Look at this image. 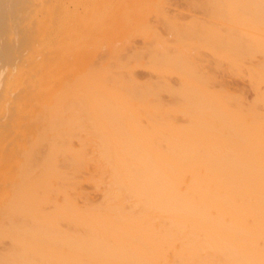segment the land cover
Segmentation results:
<instances>
[{
    "label": "bare ground",
    "instance_id": "bare-ground-1",
    "mask_svg": "<svg viewBox=\"0 0 264 264\" xmlns=\"http://www.w3.org/2000/svg\"><path fill=\"white\" fill-rule=\"evenodd\" d=\"M15 1L23 3L0 16V40L17 49L28 47L29 53L27 64L2 79L0 112L17 134L9 148L7 126L0 125V199H64L59 207L66 220L60 264H264V145L258 138L245 143L261 130L233 128L236 117H245L242 102L237 110L222 109L220 115L230 119L229 129L202 128L193 134L197 139L211 135L205 146L191 143L184 129L168 125L161 160L154 161L159 150L144 145L145 134H136L131 122L124 128L109 125L90 149H60L54 129L43 133L23 123L36 107L52 109L56 103L53 0ZM180 26L192 30L188 43H210L214 50L223 46L229 61L230 53L246 48L229 26L200 20L174 23L176 29ZM6 45L0 47L5 53ZM192 58L194 64L202 62L194 65L201 68V78L216 80L224 71L201 54ZM130 78V92L121 95L118 105L136 101V79L132 74ZM183 79L193 84L194 79ZM90 90L84 97L71 96L70 103L110 105L109 91ZM186 96L191 102L198 98L192 92ZM248 117L259 121L262 115L254 107L242 125ZM84 172H92L90 180L103 188L102 204L91 205L79 190ZM24 213L25 208H19L11 217L13 226L20 227L17 219ZM54 218L53 212H41L43 226L13 238L11 246L0 251L3 264H54L52 256L36 250L51 247Z\"/></svg>",
    "mask_w": 264,
    "mask_h": 264
},
{
    "label": "rangeland",
    "instance_id": "rangeland-1",
    "mask_svg": "<svg viewBox=\"0 0 264 264\" xmlns=\"http://www.w3.org/2000/svg\"><path fill=\"white\" fill-rule=\"evenodd\" d=\"M22 3L0 0V16L13 12ZM52 3L56 25L53 34L57 62L54 72L56 103L52 109L36 107V112L23 120L26 128L35 126L43 133L54 129L60 149H90L109 125L124 128L131 122L136 134H145L144 145L159 150L154 156L156 161L161 160L164 130L168 125L171 129H184L183 135L188 136L191 143L205 146L211 135L207 133L197 139L193 134L202 128L229 129L230 119L220 115L222 109L237 110L242 102L245 117H236L233 128L261 130L259 135H250L245 143L250 144L258 138L264 145V0H53ZM196 20L229 26L230 33L242 39L246 48L236 54L230 53L229 61L223 46L214 50L210 43H188L191 28L180 26L176 29L174 23ZM1 26L0 30L3 24ZM6 41L0 40V47L9 43ZM8 45L10 53L0 49V95L4 89L2 79L9 70L27 64L24 60L29 53L28 47L17 49L15 44ZM189 45H192V52L190 50L191 56L186 57ZM199 54L209 63L217 62L224 68L217 73L216 80L201 78V68L197 70L194 65L201 66L202 62L194 64L192 58ZM130 74L136 79L133 90L136 101L121 106L117 102L121 95L130 92ZM184 76L194 79L193 84H188ZM91 88L109 91L110 105L70 103L71 96L84 97L90 94ZM213 91L216 94L212 96ZM191 92L198 95L194 102L186 98ZM254 107L262 118L257 121L248 117L247 123L242 125L241 120L247 118ZM3 114L0 112V125L7 126L10 148L17 130ZM91 173L81 174L79 190L88 203L95 206L103 203V188L96 187L90 180ZM63 201L0 199V235H3L0 236V251L10 247L13 238L21 239L27 232L43 226L39 222L41 212H53L52 245L42 247V251L36 250L43 257L44 254L52 256L54 264H60V254L65 250L66 220L59 209ZM83 201L81 198L80 203ZM19 208H25V216L17 219L20 227L16 228L11 217ZM0 264H3L1 257Z\"/></svg>",
    "mask_w": 264,
    "mask_h": 264
}]
</instances>
